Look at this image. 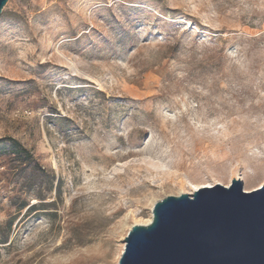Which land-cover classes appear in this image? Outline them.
<instances>
[{
	"label": "rangeland",
	"instance_id": "rangeland-1",
	"mask_svg": "<svg viewBox=\"0 0 264 264\" xmlns=\"http://www.w3.org/2000/svg\"><path fill=\"white\" fill-rule=\"evenodd\" d=\"M0 139V264H118L154 201L264 154V0H9Z\"/></svg>",
	"mask_w": 264,
	"mask_h": 264
},
{
	"label": "water",
	"instance_id": "water-1",
	"mask_svg": "<svg viewBox=\"0 0 264 264\" xmlns=\"http://www.w3.org/2000/svg\"><path fill=\"white\" fill-rule=\"evenodd\" d=\"M152 214L131 228L118 264H264V184L246 192L234 179L168 196Z\"/></svg>",
	"mask_w": 264,
	"mask_h": 264
},
{
	"label": "bare ground",
	"instance_id": "bare-ground-1",
	"mask_svg": "<svg viewBox=\"0 0 264 264\" xmlns=\"http://www.w3.org/2000/svg\"><path fill=\"white\" fill-rule=\"evenodd\" d=\"M248 152H249V154H251V156L248 155L249 157H247V158H241V156H240L239 158L235 159V162H234L235 164L232 163V165H231L232 167L230 169V173L228 174V177L226 176V177L222 178L224 180L223 184L225 186L228 187L234 179H238V180L240 179L245 184L244 185V190L246 192H248L253 187H255L256 184L261 180V176H262V172L261 171H262V168H263V166L261 164L264 163V154L258 148L257 149L256 148L255 149L250 148L248 150ZM240 165L243 166L242 174L238 173ZM163 167H165V165H160V166H158L156 168H163ZM217 176H219V174H217ZM232 178H234V179H232ZM219 179L220 178H213V176H212L211 179L208 178V180H206L204 182H201V183H194L193 181L187 179V183L191 187V192L189 194H193L195 191H197V190H199L201 188H204V187H213V186L218 184L216 182H218ZM183 182H182V184H183ZM183 193H188V192H185L184 188H182V190L180 191V194H183ZM155 203L156 202L154 201L153 206H154ZM152 216H153V214H152V210H151L149 219L145 223H138L137 225H147V224H149L151 222V220H152ZM123 249H124V247H123Z\"/></svg>",
	"mask_w": 264,
	"mask_h": 264
},
{
	"label": "trees",
	"instance_id": "trees-1",
	"mask_svg": "<svg viewBox=\"0 0 264 264\" xmlns=\"http://www.w3.org/2000/svg\"><path fill=\"white\" fill-rule=\"evenodd\" d=\"M4 139H0V142H2ZM9 142H10V149H12V151L15 153V154H18L19 156L20 155H25V158L27 159H30L31 158V154L30 152L25 149L24 147H22V145L14 140V139H7Z\"/></svg>",
	"mask_w": 264,
	"mask_h": 264
}]
</instances>
